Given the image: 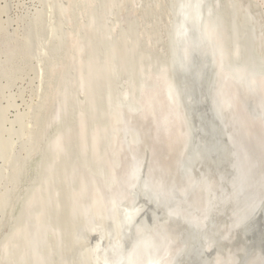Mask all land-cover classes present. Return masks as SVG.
I'll return each mask as SVG.
<instances>
[{"label":"rangeland","instance_id":"rangeland-1","mask_svg":"<svg viewBox=\"0 0 264 264\" xmlns=\"http://www.w3.org/2000/svg\"><path fill=\"white\" fill-rule=\"evenodd\" d=\"M82 1L0 0V225H5L0 227V251L4 252H0V264H18V259L19 264H31L26 258L31 253L25 249H30L36 228L33 225L38 221L45 228L52 227L49 242L54 246L48 243L47 247L61 249L57 263L79 264L84 246L79 236L76 240L72 236L80 235L85 217L81 204L76 208L73 204L81 202L77 186L86 168L83 165L93 161L92 169L108 172V166L115 161H111L115 159L112 150L95 158L91 140H97L98 135L92 137L101 130L107 138L116 135L119 112L114 107L126 102L125 96L132 103L133 99L143 103L148 98H163L160 80L172 64L177 12L185 0ZM212 2L221 16L220 42L228 51L227 59L231 58L227 60L229 68L225 66L227 73L239 68L246 57V61L259 62L264 69V0ZM55 29L60 31L59 37L53 35ZM226 32L228 38H224ZM237 46L243 49H239L241 58ZM150 89L154 90L147 93L151 96L142 99ZM109 131L111 134H106ZM102 140L100 153L110 150L116 141L106 144L107 140ZM58 203L65 208H59ZM28 225L33 228L27 230ZM63 228H67L65 232ZM73 230L76 233L70 236ZM59 232L61 236L68 234L58 236L62 243L57 242ZM72 256L77 257L73 260Z\"/></svg>","mask_w":264,"mask_h":264},{"label":"water","instance_id":"water-1","mask_svg":"<svg viewBox=\"0 0 264 264\" xmlns=\"http://www.w3.org/2000/svg\"><path fill=\"white\" fill-rule=\"evenodd\" d=\"M177 14L171 73L179 85L153 109L126 98L103 214H89L79 235L82 264H264L262 75L227 73L211 0H185ZM234 86L249 123L227 93ZM179 128L182 155L170 173L162 152ZM82 236L100 250L88 251ZM41 237L48 246V232Z\"/></svg>","mask_w":264,"mask_h":264},{"label":"bare ground","instance_id":"bare-ground-1","mask_svg":"<svg viewBox=\"0 0 264 264\" xmlns=\"http://www.w3.org/2000/svg\"><path fill=\"white\" fill-rule=\"evenodd\" d=\"M81 2H84V1H82V0H80ZM89 1V0H88ZM213 1V0H212ZM78 2H79V0H78ZM77 2V3H78ZM212 5H213V2L211 3ZM83 6L85 7V5L83 4ZM219 6V5H218ZM87 7V6H86ZM85 7V8H86ZM218 8V7H217ZM87 11V10H86ZM85 11V12H86ZM83 13V12H82ZM87 15V14H86ZM217 17L218 18H220V20H221V16H218L217 15ZM81 19H83V18H81ZM56 30V29H55ZM175 31H176V29H175ZM175 31H174V35H175ZM59 34H61L60 33V31L59 30H56L54 33H53V35H55V36H57V37H59ZM248 34V33H247ZM108 35V34H107ZM253 35V34H252ZM63 36V35H62ZM249 36V35H248ZM254 37V36H253ZM56 38V37H55ZM218 42H219V44H220V49H221V51L222 52H224L223 54H225L224 55V57H225V60H224V62H225V64L226 65H224V66H227V60L230 58V56H229V58L227 59V57H228V55H226V52H228V51H226V49H224L223 50V46H224V43H223V45L221 44V42L223 41V39L221 40L220 38H219V35H218ZM224 38H228V33L226 32V34H225V37ZM247 38V37H246ZM174 39V38H173ZM175 40V39H174ZM251 40V39H250ZM252 40H253V38H252ZM221 41V42H220ZM248 44V43H247ZM249 44H250V41H249ZM248 44V45H249ZM250 45H252V44H250ZM239 46H237L236 47V49L238 48ZM225 48V47H224ZM251 48V47H250ZM241 50V47L240 48H238L237 50L239 51V53H237V55L239 56V58H241V55H240V50ZM249 49V48H248ZM250 50V49H249ZM237 51V52H238ZM243 51V49L241 50V52ZM259 52V51H258ZM173 53H175V43H174V52ZM236 53V52H235ZM229 54H232V52L230 51V53ZM118 56V55H117ZM237 57V56H236ZM172 58V57H171ZM173 59H174V57H173ZM231 59V58H230ZM245 59H247V57L245 58ZM245 59H242L241 61H240V65H239V68H236V69H238L239 71L241 70H245V71H247V72H249V73H260L262 76V80H261V85H260V87H261V90H263V93H264V69H262L261 68V66H260V64H259V62H256V63H254V61H246ZM240 60V59H239ZM248 60V59H247ZM106 62V61H105ZM90 63V62H89ZM228 63H230V60H229V62ZM254 64V65H253ZM97 65V64H96ZM107 65V64H106ZM121 66V65H120ZM255 66V67H254ZM228 67V66H227ZM242 67V68H241ZM250 67H252V68H250ZM82 68V67H81ZM84 68V67H83ZM89 68V67H88ZM123 68V67H122ZM171 68H173V60H172V64L170 65V67L168 68V70L166 71V73H164V75H162V76H168L167 78H169V79H164V77L160 80V85H162L163 86V88H162V96L161 97H163L162 99H155L154 98V100L153 101H151L150 103H152V104H149L148 106H146L147 105V102H149L150 101V99L148 100L147 99V101H144L143 100V103L141 102V101H138L139 103H141V104H143L144 105V108L146 107V108H151V109H153L154 107L156 108L159 104H165V100H164V90H166L167 88H172L173 86L174 87H176L177 86V84L179 85V82H177V80H175V78L172 76V71H171ZM229 68V67H228ZM112 69H114V68H112ZM96 71V70H95ZM111 72V71H110ZM118 72V71H117ZM229 72V71H228ZM232 72V71H231ZM72 73V72H71ZM90 73V72H89ZM107 73V72H106ZM84 74H86V73H84ZM144 74V73H143ZM64 75V74H63ZM91 75V74H90ZM103 74H101V76H102ZM114 75V74H113ZM86 76V75H85ZM144 76V75H143ZM110 77V76H109ZM52 78V77H51ZM82 78V77H81ZM170 78L172 79V81H169L170 80ZM86 79V78H85ZM96 79H97V77H96ZM108 79V78H107ZM109 80H111V79H109ZM149 80V79H148ZM92 81V80H91ZM96 81V80H95ZM127 81V80H126ZM113 82V81H112ZM92 83V82H91ZM148 83V82H147ZM153 83V82H152ZM157 83V82H156ZM108 84V83H107ZM106 85V84H105ZM145 85V84H144ZM159 85V84H158ZM135 87V86H134ZM144 87V86H143ZM114 88V87H113ZM145 88V87H144ZM144 88H142V89H144ZM103 89V88H102ZM107 89V88H106ZM145 89H148V88H145ZM159 89V88H158ZM101 90V89H100ZM151 90H153V89H150V91L148 90V92H146V93H144V92H142V93H144V95H142L141 96V98L142 97H144L145 98V100H146V98H147V96H149L150 94H147V93H149V92H152ZM154 90H155V85H154ZM153 90V91H154ZM140 91V90H139ZM138 91V92H139ZM145 91V90H144ZM227 93H228V95H230V96H232V97H235V107H236V111L238 112V114H239V116H240V118H241V120L243 119L244 120V122H246V123H249V121H250V117L248 116V113L246 112V110H245V102H246V99L245 98H243V97H240V95H239V92H238V88L237 87H228L227 88ZM134 93V92H133ZM155 93H156V91H155ZM161 94V93H160ZM61 95V94H60ZM126 95V94H125ZM124 95V96H125ZM128 96V95H127ZM127 96H125V98H124V100L127 98ZM151 96V95H150ZM129 97V96H128ZM135 97V96H134ZM133 99V98H132ZM143 99V98H142ZM121 100V99H120ZM127 100V99H126ZM131 100V99H130ZM139 100V99H138ZM127 101H129V100H127ZM135 101V103H136V99H133V102ZM157 101V102H156ZM89 102V101H88ZM84 105V104H83ZM124 103L123 104H121V105H118V106H115L114 108L116 109V110H118L117 111V114H118V112H119V117H118V124H117V127H116V130L118 131H116L117 133H116V135L114 134V136L112 135H110L108 138H107V135L106 136H104L105 135V133H103L102 131L103 130H101V132L99 131V133H100V135H101V133H102V135L101 136H104V137H101L100 135H99V133H98V131H96L97 133H96V135H94L92 138H94L95 136L97 137V135H98V139L97 140H91L90 142L91 143H93V141H94V145L93 144H91L92 146H94V148H93V152H95V158L97 159L98 158V156L97 155H104L105 156V153L108 155L109 153H110V151L112 150V153L114 154V158L115 159H113L112 157V159H111V161L112 160H115V161H113V162H111L110 163V165L108 166L107 164V166H108V172H106L105 170H103V169H101L100 170V168H99V170L98 169H92L91 167H92V163H93V161H90L89 162V164L88 165H83V166H85L86 168H85V171L81 174V176H80V186H77V187H79V189L77 188V190H79L78 191V197H80L81 199H79L81 202H79L78 203V201L75 203V204H73L74 206L73 207H75L76 208V205H78V204H81V205H79V206H81L80 208H82V213H83V216L85 217V220H83V227H82V229H81V231L79 232V234L81 235L82 234V232H83V230L84 229H86V228H88V226H89V214H91V217H94V218H96V216H101L102 214H103V202H104V198H105V195H106V193H105V189L103 190V187H104V182H103V180L104 181H106V179H109L110 177H111V175H113V173L115 172V167H116V161H117V153H118V146H119V144H120V134H121V130H122V118H123V112H124V110H123V107H124ZM102 107V106H101ZM69 113V112H68ZM155 115V114H154ZM107 116V115H106ZM120 121H121V129H120ZM115 122H117V121H115ZM67 125V124H66ZM114 125V124H113ZM112 129H113V131H114V127L113 128H111V131H112ZM75 131H77V130H75ZM111 131H109L108 133H106V134H111ZM105 132V131H104ZM107 132V131H106ZM182 129L181 128H179L177 131H174L173 132V135H172V137L171 138H169V142H168V147H167V149H166V151L165 152H162L163 154H164V156H163V160H166V161H164V163H163V165H164V169L165 170H167L168 172H170V173H175L176 172V170H177V164L179 163V159L181 158V155H182V149H181V147H180V145H181V134H182ZM104 134V135H103ZM75 135V134H74ZM87 137V136H86ZM101 137V138H100ZM115 137V138H114ZM103 138H105L106 140H107V142H106V144L110 141L111 143H113L115 140V142L112 144V146L110 147V150H109V148L107 149V151H102V153H100V151H101V146L103 145V141H105V140H102ZM89 138H87V140H88ZM113 140V141H112ZM89 142V143H90ZM57 143H59V142H57ZM88 143V142H87ZM86 144V143H85ZM57 145V144H56ZM61 146V145H60ZM88 146V145H87ZM91 146V147H92ZM89 147L90 146H88V149H89ZM103 147V146H102ZM87 149V150H88ZM109 152V153H108ZM84 153V152H83ZM112 154V155H113ZM63 155V154H62ZM85 155V154H84ZM89 156V155H88ZM103 156V157H104ZM83 157V156H82ZM119 157V156H118ZM166 158V159H165ZM95 160V159H94ZM103 160H104V158H103ZM102 160V161H103ZM101 161V160H100ZM106 161V160H105ZM100 164H101V162H99ZM102 164H104V162L102 163ZM79 165V164H78ZM105 165V164H104ZM105 165V166H106ZM99 166V165H98ZM53 167V166H52ZM51 167V168H52ZM33 169H34V167H32ZM102 168V167H101ZM81 169V168H80ZM54 170V169H53ZM29 172V171H28ZM34 172V171H33ZM52 172V171H51ZM65 174V173H64ZM95 178H97V179H95ZM68 180V179H67ZM71 180H73V178L71 179ZM101 182H100V181ZM214 181V180H213ZM216 182V181H215ZM215 182H213V183H215ZM46 184V183H45ZM48 185V184H47ZM43 186V185H42ZM45 188V187H44ZM68 189V188H67ZM77 190H76V192H77ZM37 191V190H36ZM48 191V190H47ZM43 192V191H42ZM50 193H51V191H50ZM45 194H46V192H45ZM44 194V195H45ZM51 194H53V195H55V193H51ZM57 194V193H56ZM41 196V195H40ZM42 196H43V194H42ZM47 196V195H46ZM57 197V196H56ZM78 197H76V198H78ZM52 199L53 198H55V197H51ZM73 198V196L71 197V199ZM33 199V198H32ZM42 200H44L43 199V197L41 198ZM48 199V198H47ZM56 199V198H55ZM55 199H53V200H55ZM49 200V199H48ZM57 200V199H56ZM55 200V201H56ZM30 201H32V200H30ZM54 201V202H55ZM74 200H72V202H73ZM33 202V201H32ZM47 202V201H46ZM75 202V201H74ZM42 203V202H41ZM44 203V202H43ZM72 204V203H71ZM30 205V204H29ZM40 205V204H39ZM54 205V204H53ZM57 205H59V208H61V207H64L63 205L62 206H60L61 204H57ZM42 206V205H41ZM68 207H69V209L71 210H73V208H70V206H69V203H68ZM67 207V208H68ZM78 207V206H77ZM32 209H33V207H31ZM42 208V207H41ZM65 208V207H64ZM39 209V208H38ZM38 209H37V212H38ZM45 209H46V207H45ZM49 209V208H48ZM41 210H43V208L41 209ZM75 210V209H74ZM50 211V210H49ZM59 211V210H58ZM63 211V210H62ZM28 212H29V210H28ZM43 212V211H42ZM45 212V211H44ZM62 213H65V210H64V212H61V214ZM30 214V213H29ZM59 214H60V212H59ZM60 214V215H61ZM72 214V213H71ZM27 215V214H26ZM36 215H37V213H36ZM40 215V214H39ZM50 214H47V216H49ZM76 215V214H75ZM74 215V216H75ZM79 215V214H78ZM55 216H56V214H55ZM63 216V215H62ZM80 216V215H79ZM58 217V216H57ZM68 217V216H67ZM82 217V216H81ZM5 218V217H4ZM50 218V217H49ZM56 218V217H55ZM66 218V217H65ZM74 218V217H73ZM76 218V217H75ZM46 219H48V218H46ZM59 219V218H58ZM81 219V218H80ZM5 220H7V219H5ZM41 220V219H40ZM54 220H56V219H54ZM2 222H4L3 220H1ZM32 221V220H31ZM37 220H35V222H36ZM1 222V224H4V223H2ZM40 224H39V223ZM37 222V225H33V227H35L36 226V228L33 230V231H35L34 232V234H33V238L31 239V243H30V245H29V248L30 249H28L27 250V248L25 249V251L26 252H28V253H31L33 256L31 257V256H29V255H31V254H29V255H27L26 256V258L27 259H29V261H30V263L31 264H49V260H48V258H50L51 259V261H52V264H58V263H60L59 261H58V263H57V259H58V253L59 252H61V249H59V250H57L58 248L57 247H54L53 249H49V247H47V246H43V240L41 239L42 237V234H45L46 235V231L48 232V234H49V236L51 237V235L53 236V232H51L52 230V227H51V229H49V228H45L44 226H45V224L42 222V221H38ZM68 223H69V221H67ZM76 221H74V223H75ZM93 220H91L90 221V223H91V225H90V228L92 227V225H93ZM30 223H32V222H30ZM29 223V224H30ZM55 223V222H54ZM61 223V222H60ZM65 222H63V225H62V227L65 225L64 224ZM36 224V223H35ZM39 224V225H38ZM55 224H58V223H55ZM27 225V224H26ZM53 225V224H52ZM60 225V224H59ZM69 225H71V224H69ZM81 225V224H80ZM3 225H0V227L3 229V227L5 226H3ZM28 226H30V225H28ZM37 226H41V228L40 227H37ZM61 226V225H60ZM33 227H29V228H27V230H31ZM74 227V226H73ZM77 227V226H76ZM0 228V229H1ZM38 228V229H37ZM68 228V227H67ZM67 228H63V230H64V232L66 231V229ZM1 229V230H2ZM22 229V228H21ZM56 229V228H55ZM57 229H61V228H59V226L57 227ZM75 229H78V228H75ZM26 230V231H27ZM51 230V231H50ZM53 230H54V227H53ZM63 230H62V232H63ZM71 230L72 229H70L69 231L71 232ZM80 230V229H79ZM59 230H57V232H58ZM74 231V234L72 233L70 236H72V235H75V231L76 230H73ZM1 232V231H0ZM45 232V233H44ZM18 233V232H17ZM25 233V232H24ZM67 233H69L68 231H67ZM77 233H78V231H77ZM26 234V233H25ZM64 234V233H63ZM62 234V235H63ZM84 234H85V231H84ZM31 235V234H30ZM29 235V236H30ZM65 235V234H64ZM61 236V233L59 232V235L57 234V242H60V241H58V236L59 237H65L66 235L68 236V234H66L65 236ZM20 236V235H19ZM26 236H27V234H26ZM55 236V235H54ZM66 236V237H67ZM69 236V237H70ZM78 236L79 235H77L76 237L75 236H72V237H74L73 239L74 240H76L77 238H78ZM85 236V235H84ZM84 236H82V241H85V240H88L89 241V244H88V247L86 248V249H88V251H92L91 250V248L94 250L95 249V251H96V249H97V251H99L100 250V248H101V242H99V241H96V243L94 242V239H91V238H84ZM15 238V237H14ZM31 238V237H30ZM52 238V237H51ZM26 239V238H25ZM36 239H37V242H36ZM62 239V238H61ZM64 239V238H63ZM72 239V238H71ZM72 239V241H74ZM91 240V242H90V240ZM11 240V239H10ZM17 240H18V238H17ZM54 240V239H53ZM68 240H70V239H68ZM14 241V240H13ZM64 241H65V239H64ZM45 242V241H44ZM55 242V241H54ZM68 242V241H67ZM70 242V241H69ZM18 243H20L19 241H18ZM61 243H62V241H61ZM74 243V242H73ZM72 243V244H73ZM94 243H95V245H94ZM11 244V243H10ZM35 244L37 245V246H35ZM26 245V244H25ZM49 245L51 246V247H53L54 245H53V243L52 242H49ZM74 245V244H73ZM7 246V245H6ZM22 246V245H21ZM3 247V246H2ZM1 247V248H2ZM19 247V246H18ZM28 247V246H27ZM63 247V246H62ZM64 247H66L65 245H64ZM63 247V248H64ZM83 247V246H82ZM5 248V247H4ZM57 248V249H56ZM68 248H71V247H68ZM76 248V247H75ZM81 248V247H80ZM14 249V248H13ZM15 249H17V248H15ZM67 249V248H66ZM74 248L72 247V250H73ZM77 249H79V248H77ZM55 250V251H54ZM80 250V249H79ZM84 249H82L81 250V252L83 251ZM2 251V253H4L3 252V250H1ZM0 251V252H1ZM7 251V250H6ZM5 251V254H7L8 252H6ZM12 251H14V250H12ZM30 251V252H29ZM67 251H69V249L67 250ZM66 251V252H67ZM85 251V250H84ZM84 251L81 253L80 252V261H79V264H82V260H83V253H84ZM10 252V251H9ZM70 252V251H69ZM72 252V251H71ZM74 252V251H73ZM22 253V252H21ZM28 253H26V254H28ZM74 253H78V250L76 251L75 250V252ZM8 254H10V253H8ZM23 254H25V252L23 253ZM22 254V255H23ZM73 254V253H72ZM2 254H0V258L2 257L1 256ZM17 255V254H16ZM77 255V254H76ZM4 256V255H3ZM61 256V255H60ZM63 256V255H62ZM5 257H7V256H5ZM13 256H11V258H12ZM15 257V256H14ZM18 257H19V255H18ZM31 257V258H30ZM57 257V258H56ZM77 257V256H76ZM76 257H74V256H72V259L73 258H76ZM21 258V257H20ZM62 258V257H61ZM69 260H68V262L70 261V256H68L67 257ZM8 259V258H7ZM10 259V258H9ZM13 259V258H12ZM15 259H17V257L16 258H14V260ZM60 259V258H59ZM63 259V258H62ZM61 259V260H62ZM71 259V262L74 260H72ZM34 260V261H33ZM76 260V259H75ZM2 261H3V259H2ZM10 261V260H9ZM0 262H1V260H0ZM13 262H15V261H13ZM12 262V264H14ZM18 264H19V259H18ZM74 262V264L76 263H78V262H75V261H73ZM4 263H5V261H4ZM10 263V262H9ZM86 263V262H85ZM7 264V263H6ZM11 264V263H10ZM15 264H16V262H15ZM27 264V263H26ZM61 264H63V263H61ZM72 264V263H71ZM97 264H100L99 262H97Z\"/></svg>","mask_w":264,"mask_h":264}]
</instances>
